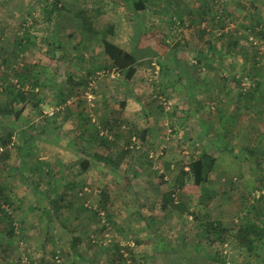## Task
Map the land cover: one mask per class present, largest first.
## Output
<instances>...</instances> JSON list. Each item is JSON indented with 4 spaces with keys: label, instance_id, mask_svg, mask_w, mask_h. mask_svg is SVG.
<instances>
[{
    "label": "crops",
    "instance_id": "crops-1",
    "mask_svg": "<svg viewBox=\"0 0 264 264\" xmlns=\"http://www.w3.org/2000/svg\"><path fill=\"white\" fill-rule=\"evenodd\" d=\"M83 1L90 7L91 0ZM104 1L109 3L105 10L110 11L97 19L106 16L117 22L112 37L113 41L137 60L134 76L130 80L121 79L123 80L121 81L122 87L131 88L126 90V95L130 98L126 96L124 105H120L121 108L118 106L120 109L114 117L116 119L109 123L114 126L112 130L118 129L117 132L115 131L116 139L121 138L119 126L122 124L132 129L122 133V136H125L127 140H132L141 130L145 131V139L138 143L147 148L139 157L127 149L124 150V148L122 151L111 148L105 154L97 151L96 154L99 157L109 158L111 163L98 159V162L95 160L96 163L92 164L90 160L91 165L86 172H82L77 163L78 160L88 159L87 156L80 158V155L83 154L80 152L78 153L79 156L75 154L78 158L74 159V164H71L70 167H73L76 176L79 175L80 179L83 178L85 182L86 173L93 171L100 175L102 166L109 165L112 168L113 178L105 185L110 187L114 184L116 171L118 173L132 171L134 173L132 176L136 177L133 186L140 185L153 188L152 192L156 195L154 196L155 200L148 191L147 195L143 193L134 195V202H136L134 207V202L131 204L129 200V202L125 200V204L122 203V205L126 206L127 203L129 206L130 203L128 210H130V215L134 216L128 215L126 218L130 217V234L135 243L139 244L146 241V245L150 244V246L147 245L144 248L154 252L157 250L159 256L163 253L162 258L165 263H167L165 258H172L170 254L173 252L182 254V249L177 251L174 249L178 247L177 244L179 246L184 245V237L182 236L184 235L185 240L189 242L186 252L191 254H189L190 256L187 254V257L185 254L183 257L179 255L173 264H181L178 263L180 259L183 261L189 259V264L194 262L195 264H214L212 259L208 261L209 258H205L208 255V250L214 248V251L221 252L224 244H227L228 250H230L229 243L232 242L245 252L242 259L233 260L231 261L232 264H264V254L262 253L264 249V196L253 203L249 202L250 197H248L254 190L260 189L264 183V38H262L264 36V0H220L228 20L227 23L215 20V0ZM136 4H139L141 10H135ZM0 8L3 7L0 6ZM70 9L71 5L69 4L67 13L70 17L68 19L74 21L75 15L73 14L71 17ZM86 10L83 8L80 11L84 13ZM122 11L128 13L125 18H120ZM78 21L81 22L80 19ZM111 22L113 23V21ZM142 36L146 39L147 45L143 50L139 45ZM251 38L263 41L254 48L250 43ZM145 60H157L159 62L161 89L169 99L174 115L180 116V120L173 119V115L170 119L172 121L167 122L161 113H157L155 110L150 113L140 107L142 103L140 105L136 99L141 90L133 86H137L135 78L138 76L142 77L141 82L144 84L143 77L149 72L150 63V61L146 62ZM234 74L252 77L249 78L253 83L252 87L242 93L239 83L232 79ZM110 95L112 94L110 93ZM101 98L108 99L106 102H101L105 103V108L112 104L111 96L109 98L103 95ZM9 103L4 100L3 104L6 107ZM12 106L13 111H20L22 107V105H15V103ZM29 106L30 108L33 107L32 105ZM38 106L37 104L34 108L36 109ZM40 106L42 105L40 104ZM84 106L71 108L68 118L73 117L75 119L74 117L78 118L80 115H84V111H86V109L83 110ZM210 106L214 107L215 110H210ZM75 110L81 112H77V114ZM25 111L27 112L23 109L17 118L14 117L18 122H21L17 128L19 130L15 128L14 133H12L9 129L2 134L3 136L0 133V138L11 134L18 141L14 148L16 146L21 147L20 145L23 144L28 150L26 155H29V151L36 147L35 156H43L45 148V152L51 153V158L47 161L50 164H48L45 174L39 165H32V160L25 161L26 156L23 154L21 158L23 166L9 168L13 159L16 158L14 148H11L5 154L4 166L0 171L2 180H4L3 183L0 182L3 186L2 194L4 196L8 195L9 177L14 171L17 175L20 171L18 176L29 179L28 184L36 187V179L47 178L50 180L49 177L53 178L59 169V166H56L60 163L58 152L55 151V147L50 146V144L54 145V142L46 141L47 143L42 144L43 142L39 139L40 131L27 134L26 128H23L24 125L22 124L28 121L22 118ZM7 116L6 114L0 115L2 118ZM30 116L31 120L34 119L32 114ZM107 121L105 124L108 123ZM77 136L80 140L85 139L84 129L82 134L78 133ZM217 140L222 142L216 143ZM84 141L86 142V140ZM84 141L83 144L85 145ZM185 141H187L188 150L191 148L186 152L191 153L192 158L206 154L213 159V167L208 173L197 198L203 206L207 203V211L198 210L194 216L189 214L188 219L182 216L188 215L183 210H180L181 215L175 212L173 207L167 210L166 207L169 206L170 200H167L166 194L164 195V193H168L169 188L176 187L179 181L177 172L180 170L181 174V170L186 171L188 164L183 166V169L182 167L178 169V166L172 164L173 162H164V164H159L160 167H154L152 170L150 161L147 160L149 152L157 150L158 147L164 146V155H166L168 151H177L176 148L183 146L184 144H180ZM228 145L234 146L242 156V161L239 163V180L242 185L238 186L239 193L236 194V197L229 193L232 188V181L235 180L230 181L226 175L220 176L214 170L218 159H222L228 163L230 168L232 167L231 160L226 156ZM174 151L170 155L176 153ZM177 152L180 154V151ZM62 165H65V162H62ZM143 165L148 169L143 170ZM172 165L175 166L174 169L170 168ZM127 177V175H121L122 179H119L118 183L124 186ZM54 183H61L63 190L69 191V186L75 182H65V177L55 181L54 179L51 180L46 187L47 192L50 189L52 191L50 194L53 193L51 201L60 195V193H55L60 185L57 186ZM215 187L217 188L215 189ZM162 191L163 196L159 195ZM32 192L35 194L36 189H33ZM231 199L235 203H241L240 211L237 214H233L228 207ZM139 201H156L155 205L161 204V206L158 205L159 208H156L155 212L152 213L150 212L152 211L151 207L138 204ZM209 203L218 204V210H215V205L209 206ZM219 203H223L225 206L221 207ZM143 207L146 209L145 213H143ZM177 210L179 209L177 208ZM168 214L174 215L173 217L177 215L171 221L175 223L167 224ZM237 216L241 222L239 226H234V224H239L238 219V222L233 224V220ZM111 217L114 220L115 214L113 213ZM146 220L152 221L153 225L147 224ZM114 222L117 223V220ZM158 245L162 246V249L157 247ZM250 248L251 251H249ZM195 253L196 255H194ZM222 263L224 264L225 261Z\"/></svg>",
    "mask_w": 264,
    "mask_h": 264
},
{
    "label": "rangeland",
    "instance_id": "rangeland-1",
    "mask_svg": "<svg viewBox=\"0 0 264 264\" xmlns=\"http://www.w3.org/2000/svg\"><path fill=\"white\" fill-rule=\"evenodd\" d=\"M60 1V9L63 8L65 4H68V6L61 9L62 11H60L58 16L54 17V19L48 18L49 16L47 15L46 8L48 7L49 9V6L51 3H55V0H21L18 4L16 2H11L10 4L1 5L4 9L0 8V83L2 87L4 84L7 86H4L6 87V91H4L5 93L3 92L0 94V114L5 107L3 104L4 100H7V103H9V100L14 97V89L18 87V82L15 76L20 65L23 66L22 69L27 68L29 71H40V73L43 69H47L48 71H45L44 76H38L37 84L39 85V88L36 92L37 99H35L39 106L36 109L34 107L30 108V106L25 109L27 112L25 111L22 118H25V120L28 121L22 125H24L23 128H26L25 131L27 134L31 132L33 133L34 131H40L41 134H39V139L43 142L42 144L47 143L46 141H53L54 145L50 144V146L53 148L55 147V151L58 152L60 161V163L56 165L59 166V169L55 172L53 178L49 177L50 180L47 178H40V180L39 178L36 179V187H33L32 184H28L30 181L29 179L19 177L18 175H20V171H18V175L14 171L12 176L9 177L7 186L8 195L6 196L9 206L4 205L0 198V217L2 218L0 221V264H55V256H58L60 264H173V262L176 261L175 258H179V255H182L183 257L185 254V257H187V254H191L186 252V247H189L187 243L189 242L185 240L184 235H182L184 237V245L179 246V244H177L176 246L178 247L174 249V251L182 249V254H180V252H177L178 254L173 252L170 254L172 258H165L167 260V263H165L162 258L163 253L159 256L157 250L154 252L151 251V249L144 248L147 247V245L148 247L150 246V244L146 245V241L136 244L133 236L130 234L129 223H131V221L129 218L134 215H130V210H128V208H130V203L129 206L127 203L126 206H123L122 203L125 204L124 201L126 200V202L130 201L132 204L135 200L134 195L138 193L147 195L148 191H150L153 199L154 196H156L152 192L153 188L142 187L140 185L133 186L135 182L134 178L136 177L132 176L134 174L132 171H122L124 173H118L116 171L113 181L114 184L110 187L105 185V183L109 180L111 181L113 178L112 168H110L109 165L102 166L103 168H101L100 175L90 171L85 174L86 181L84 183L86 186L84 188L87 187L95 191V194H92L90 198L91 209L84 207V204H79L77 202L78 199L73 202L71 208H68L67 206L69 204L67 203L70 200L67 196L64 198L65 200L62 197L63 201H61V204L64 206H60L61 208L59 210L55 212L50 209V205L53 206L51 204L52 201L50 200L53 193L50 194V192H52L50 189H48L47 192L46 187L51 180L54 179L55 181L65 177V182L74 181L76 183L75 189H77V187L79 188V185L82 184L80 182H83V178L80 179L79 175L76 176L75 169L70 167L71 164H74V159L78 158L76 156H79L78 153H83L80 155V158H85L87 156L88 160H91L92 164H95L98 161L95 162L92 156L93 154H96L97 151H101L105 154L108 153L111 148L115 150L119 149L121 151L124 148V150L127 149L139 157L140 154L142 155L143 150L147 148L143 147L141 143H138V149H136L137 145L135 142L131 139L127 140L125 136H122V133L132 130L124 124L119 126L121 138L116 139L115 131L117 132L118 129L116 128L115 130H112V127L114 126H112V124L110 125V123L108 125H103L102 123L95 126L96 122H93L84 125L81 124L77 118H68L70 116L69 113L71 108H79V106L81 107V105H85L83 110L88 109V111L84 112L93 115L96 120L103 118V121L108 120L107 122H112L116 119L114 117L119 113L121 103L125 102L126 96H128L126 95V90L131 88L128 87L126 89V87H122L123 85H121V81L123 80H121L122 78L120 76V78H117V74L113 77L109 75L100 76V80L98 79V82L94 84L96 85L95 93L88 92V90L84 93V88L81 87L77 88L75 86V88H71L73 84L64 85L69 74L71 77H75L76 79L79 78V75H77L79 72L78 69L80 66L82 67L86 65L85 62H89L88 66L92 67L95 64L108 65V60L103 55L101 46L99 45L100 35H89V33L86 32L88 27L86 28V26L76 18L74 21H71V19L69 20L68 18L70 16H68V13L65 10L70 4V13L71 17H73L74 13L83 8H86L87 10L98 8V2H96V0H91V5L88 7L83 0ZM120 14V18H125L128 15V13H124V11ZM31 19L32 24L30 25L28 22H31ZM92 19V27L90 26V29L100 31L103 29L102 26L107 24V22H114L113 18L106 16L99 19ZM24 28H27L29 31H25ZM24 33L29 34V37H27V39H30L29 43L24 41L19 43L20 38ZM52 37H55L53 46L56 50V56L53 57V60H51L52 55L47 54L48 47L46 45L48 39H52ZM21 44L24 45V47L22 46L23 48L20 49L19 46ZM58 46H61V48H58ZM15 59L17 62L16 65L9 67ZM3 61H8L7 66ZM145 61L149 62L150 60ZM152 64L159 68L157 75L154 74L155 69ZM148 68L149 72L143 77L145 80L144 84L141 82L142 77L138 76L135 78L137 86L135 85L133 87H136V89L138 87V89L141 90V93L136 100H138L140 105L142 103L140 106L141 108L146 109L150 113L155 110L157 113H161L166 118L167 122H170L172 121L170 120L171 117L174 115L173 107L167 112L164 111L160 105V100L158 99V97L161 96L162 99L164 98L169 101L161 89L159 62L157 60H151ZM34 71L33 73H36ZM34 76L35 75L31 77L33 78ZM9 81L15 83V86L8 85L10 83ZM138 82L141 83L139 84ZM18 88L21 90L20 86ZM70 90H72V92H70ZM24 92L30 94L32 90L26 89ZM110 93L112 95H110ZM61 95L69 97L65 99V102H61ZM103 95L109 98L110 96L112 97V104L109 106L107 105V108L104 106L105 103H101L108 100L102 99L101 96ZM128 97L130 98V96ZM40 104L42 106H40ZM116 107L118 108L116 109ZM77 112L81 111H76L75 113ZM31 114L34 118L32 120L30 116ZM82 116L83 115H80L78 118ZM179 117L180 116H176L175 114L173 119L180 120L181 118ZM20 124V121L18 122L14 119L13 114L8 115L6 118L0 117L1 136H3L2 134H4V132L9 131V129L11 130L10 132L14 133V129H17ZM113 124L115 125V123ZM123 126L124 128H122ZM83 129L86 137L85 139L80 140L77 138V134H82ZM95 130L106 134L101 138L111 137L110 140L96 138ZM12 137V143L4 150V155L18 143L16 138L14 136ZM84 140H86V142ZM83 141L85 142V145L83 144ZM221 142L222 141L220 140L216 141V143ZM186 143L187 141L180 144H184L183 146L176 148L177 151H180V154H178L176 150H172L176 153L170 155L172 151H168L166 155L160 157L155 163L150 164L151 169L153 170L154 167H160L164 162H173L172 164L176 167L178 166V169L186 166L192 158L191 153H188V155L181 153L183 151L186 152V150H191V148L188 150ZM20 146L21 147L16 146L14 148L16 158L13 159V163L9 168H14L16 166L22 167L23 163L21 158L24 154L26 156L25 161L32 160V165H39L46 174L47 166L50 164L47 161L51 158V153L45 152L44 148L43 156H35L37 149L34 147L29 151V155H26L25 153L28 152L27 148H25L23 144ZM21 148H23V150H21ZM4 155L0 156V171L3 168L2 166H4ZM226 156L231 160L232 167L230 168L228 163L224 162L222 159H218V162L214 166V170L220 176L226 175L230 181L235 180L232 181L231 190H233V192L229 190V193L236 197V194L239 193L238 186L242 185L239 180V163L242 161V156L234 146L230 147L229 145ZM38 158L40 159L38 160ZM62 162H65V165H62ZM100 165L101 164L99 163V166ZM143 168V170L148 169L145 165H143ZM70 169H72V171H70ZM177 174L180 178V170ZM121 175L128 176L124 186L118 183L120 181L119 179H122ZM95 176L97 177L95 178ZM0 182H4L1 174ZM54 184L57 186L60 185L58 189L55 190V193H60L59 196L61 197L64 191L61 187V183ZM216 188L217 187H215V189ZM33 189H36L35 194L32 192ZM72 189L73 187H71V190L69 189L67 194L71 195L74 190ZM170 189L171 188H169V190ZM104 191L107 192V202H105L102 207L105 209L101 210H104L106 214L110 216L114 213V220H117V223L111 218L112 229L102 233V226L94 213H97L96 211L99 210L97 206H99L100 194ZM73 192H75V190ZM165 194L167 195V193H164V195ZM159 195L163 196V191L160 192ZM174 196L175 198H173V202L171 200L169 201V206L166 207L167 210H170V208L172 209L173 207L174 211L181 215L180 210H177V208L175 209V207L183 204L184 206L182 207V210L188 215L182 216L186 219L190 217L189 214L194 216L198 210L204 212L207 211V203L203 206L200 200H197L198 197L195 198L193 195H180L179 193H174ZM248 197H250V195ZM155 202L156 201H139L138 204L140 203L148 208L151 207L152 211L150 212L153 213L156 208H159L158 205L161 206V204L158 203V205H155ZM175 202H178V204L175 205ZM229 202L228 207L231 209V212L237 214V212L240 211L239 208L241 203H235L232 199ZM135 204L136 202L133 203V207ZM219 204L221 207L225 206L223 203ZM210 205H215V210H218L219 208L218 204L209 203V206ZM2 206L9 209V213L6 212L9 216L3 215L5 210ZM93 207L95 208L93 209ZM143 210V213H145L146 209H144V207ZM161 213L164 214V212ZM140 214L141 213L139 212V215ZM128 215L130 217L127 219L126 216ZM168 216L169 220L167 224L170 225V223H175L171 221L174 220L177 215L173 217L174 215L168 214ZM125 219L127 220V223H125ZM237 219L239 220V216L234 218V220ZM234 220L233 224L235 222ZM137 221L139 220L137 219ZM146 223L153 225V222L149 220H146ZM142 225L143 224L141 223V226ZM11 228H13V235L9 236L7 233ZM104 234H107L108 237H103ZM185 235L188 237L187 234ZM167 246H169V244H167ZM229 246L230 250L227 251L226 255H223L222 251H214L215 249L211 248L208 250V253L206 252L208 255L204 256H206L205 258H209L208 261L212 259L211 261L214 264H223L222 261H228L229 264H232L231 261L242 259L245 254L244 250L240 249L233 242L231 244L229 243ZM116 247L117 249L120 247V253L126 254V256H123L124 261L119 259V251L116 250ZM157 247L162 249V246L158 245ZM262 253L264 254V249ZM194 255H196V253ZM182 261L183 260L180 259V262L178 261V263H190L189 259ZM192 264H195V262Z\"/></svg>",
    "mask_w": 264,
    "mask_h": 264
},
{
    "label": "trees",
    "instance_id": "trees-1",
    "mask_svg": "<svg viewBox=\"0 0 264 264\" xmlns=\"http://www.w3.org/2000/svg\"><path fill=\"white\" fill-rule=\"evenodd\" d=\"M21 0H0V6L3 5V4H10L11 2H16L17 4L20 2ZM60 4H61V1L60 0H55V3H51V5L49 6V9L48 7L46 8L47 10V15L49 16L48 18L49 19H54V17H57L58 14L60 13V11H62L61 9H64V7L68 6V4H65L63 6V8H59L60 7ZM109 5L108 2H105L104 0H99L98 2V8L96 9H91V10H86L84 11V13H82L80 10L77 11L76 13H74L75 15V18L76 19H80V21L86 26V28L88 27V29L86 30V32L89 33V35L91 36H97V35H100L99 37V45L101 46V50H102V53L103 55L107 58L108 60V65H101V64H95L93 65L92 67L88 66V63L89 62H85L86 65L84 66H80V68L78 69V74L79 75L78 79H76L75 77H71L70 74L67 78V80L65 81L67 83V85H71V88H75V86L78 88V87H81V88H84V93L85 91L87 90L88 88V84L90 82H93L94 84H96L98 82V79L100 80V76H99V73L100 72H106L107 74L111 73L112 70H114L116 73H117V78H122V79H125V80H130L135 72H136V58L133 57L131 54L125 52L124 50H122L114 41H113V36H114V29H115V24L117 22H107V24L103 25L102 26V30H94V29H90L92 27V23H91V20L92 18H98L102 15H105L106 13H108L109 11L105 10V7H107ZM17 6V5H16ZM142 5L140 4V7ZM214 7H216L214 9V13H215V20L217 18L218 15H223V16H226V14L224 13V11L222 10V13H219V7L214 4ZM66 12H67V9H65ZM135 10H141V8H139V4L135 5ZM106 11V12H105ZM91 18V19H90ZM226 18V17H225ZM227 19V18H226ZM30 25L32 24V19L30 20ZM96 21V20H95ZM28 26V24H27ZM91 26V27H90ZM25 31H29L27 30V28H24ZM23 33V32H22ZM260 33V32H258ZM263 34V32H262ZM27 37H29V34L27 33H24V35L20 38V42H27L29 43L30 42V39H27ZM262 38H264V36H262ZM54 41H55V37H52V39H48V42H46V45L48 47V50H47V54L48 55H52L51 57V60H53V57L56 56L55 52V47L53 46L54 44ZM139 45H140V48H142L141 50H143V48H145L147 45H146V39L142 36L140 37V42H139ZM24 45H20L19 48H23ZM254 47V46H253ZM58 48H61V46H58ZM257 57L259 58V55H257ZM93 59V58H92ZM82 60V58H81ZM256 60V59H255ZM3 63L7 66V63L8 61H3ZM16 59L15 61L11 64V66L9 67H12V65H16ZM258 65V64H257ZM15 67V66H13ZM21 67V68H20ZM20 67L18 68V70L16 71L17 74H16V80L18 82V87L20 86L21 87V90L17 87L16 89H14V97L11 99L10 103L6 105V107L3 108V111L1 112L0 115H3V114H6V115H11L13 114V116L15 118H17L20 114V112L23 110V109H26L29 105H32L33 107H36L37 106V91H38V88H39V85L37 84V81H38V76L42 75L44 76L45 74V71H48L47 69H43V71L40 73V71H34L36 73H33V71H29V69L25 68V69H22L23 66L20 65ZM36 67V66H34ZM8 68V67H6ZM37 68V67H36ZM39 73V74H37ZM35 75L33 78L31 76ZM120 76V77H119ZM245 76L243 75H235L232 76V79L235 80V82L239 83V79L243 78ZM248 77V76H246ZM225 79V77H223ZM249 78H252V77H248ZM255 81V80H254ZM10 82V81H9ZM15 83H12L10 82L8 85H11V86H15L14 85ZM6 86L5 84L1 85L0 83V94H2L4 91H6ZM26 89H30L32 90V92L30 94H26ZM70 92H72V90H70ZM96 92V85H94L93 88H91V93H95ZM5 93V92H4ZM69 96H65V95H61V102H65V99L68 98ZM36 98V99H35ZM69 102V101H67ZM15 103V105H22V107L20 108L21 110L20 111H13V104ZM22 103V104H21ZM24 104V105H23ZM124 104L122 103L121 106H123ZM212 111L215 110L214 107L211 106ZM88 109L85 111L87 112ZM59 112V111H58ZM76 118V117H74ZM79 119L78 121L81 123V124H91L93 122H96L95 126H98V124H102L103 125L105 124L106 121H103V118L101 119H95L93 115L89 114V113H84V115L80 118H77ZM98 121V122H97ZM109 122L105 125H108ZM107 133V132H106ZM95 134H96V138H101L103 135H106V134H103L102 132L100 133L98 130H95ZM138 136H134V138H136V140H138V142L142 141L145 139V131L141 130L139 133H137ZM11 134H7L6 136L0 138V147L1 148H4V150L6 149V147L8 145H10L12 142H11ZM142 139H141V138ZM111 137L107 138V137H104V138H101V140H110ZM5 151L0 155H4ZM5 156V155H4ZM191 157H192V154H191ZM93 159L94 160H97L98 159H101L102 161L104 162H107V163H111L110 159H106V158H103V157H99L98 154H93ZM78 165H79V168L82 172H86L88 170V168L90 167L91 163H90V160L88 159H85V160H82V161H78L77 162ZM106 163V164H107ZM187 171H183L181 170V177L179 178V181L177 182V185L176 187L173 186L171 187V189L168 191L167 193V200H171L173 202V198H172V195H174V193H179L180 195H193L195 198L199 196V192L202 188V185L204 184L205 180H206V177L208 175V173L211 171V168L213 167V159H211L210 157H208L206 154H201L199 157L197 158H191L188 162V165H187ZM183 169V167H182ZM82 183L81 185H79L80 187L77 189H75L76 187V183L74 184H71L69 186V189L71 190V187H73V189L75 190V192L72 191L71 195L67 196V198H69V202L67 204H69L67 207L70 208V206L73 204V202L75 200L78 199V203L83 205L84 204V198H80L78 197V193L83 191V188L86 186L84 181L83 182H80ZM2 185L0 184V198L2 199V203L4 205H7L9 206L8 204V199L6 198V196H4L2 194ZM68 190V188H66ZM68 191H63V195L58 198H56L55 200H52V205H50V209L52 211H57L59 210L62 206L61 204V201H63L64 197L66 198V195H67ZM63 197V199H62ZM105 202H107V195L105 192L101 193L100 194V199H99V206H97V208L99 210L101 209H105V208H102L105 204ZM178 202H175V205H177ZM182 205V206H181ZM61 206V207H60ZM184 205L183 204H180L178 207L179 210H182ZM2 210V209H1ZM104 211V210H102ZM105 212V211H104ZM106 213V212H105ZM95 216L97 217L98 221L100 222L98 216H97V213H94ZM3 215L4 216H9L5 211L3 212ZM195 215V214H194ZM105 217H106V222L107 224H109L112 228V222H111V216L108 215V214H105ZM241 222V221H240ZM240 222L239 224H237L238 226L240 225ZM235 225V224H234ZM101 230H102V233L106 230V228L103 226L101 227ZM8 235L9 236H12L13 235V228H11L9 231H8ZM116 250L119 251V259L123 260L124 261V257H123V254L120 253V247L117 249L116 247ZM249 251H251V248L249 249ZM54 262V261H53ZM226 263V262H225ZM224 263V264H225Z\"/></svg>",
    "mask_w": 264,
    "mask_h": 264
},
{
    "label": "built area",
    "instance_id": "built-area-1",
    "mask_svg": "<svg viewBox=\"0 0 264 264\" xmlns=\"http://www.w3.org/2000/svg\"><path fill=\"white\" fill-rule=\"evenodd\" d=\"M214 4H216L219 7V13H222V10H223L222 2L220 0L219 1L218 0H215ZM216 21L217 22H222V23H227L228 20L225 18V16L218 15L217 18H216ZM28 23L30 24V22H28ZM259 40L258 39L251 38L250 39V43L254 46V48H256L259 44L262 43L261 41H263L261 39H259ZM152 66L155 69L154 70V74L157 75L158 72H159L158 66H155L154 64H152ZM115 74H117V73L114 70H112V72L109 73V74H107L106 72H100L99 73V76H107V75H109V76L113 77ZM238 80H239V87H240L242 93L243 92L245 93L246 90H248L249 88H251L252 85H253V83L248 79V77H243L241 79L238 78ZM93 87H94V83L93 82H90L88 84V88H87L88 92H91V88H93ZM158 99L160 100V105L162 106V108L164 109V111L167 112V111H169L171 109V104H170V102L168 100H166L164 98L162 99L161 96H159ZM211 109L213 110V108H211ZM132 141L135 142L136 145L138 144V141L136 140V138L133 137L132 138ZM136 149H138V145H137ZM164 150H165V147L164 146H160V147H158L157 150L152 151V152H149V154H148V160L150 161V164H153L157 160H159L160 157H162L164 155ZM3 152H4V148H1L0 147V155ZM183 154L188 155L187 152H184ZM174 167L175 166L172 165L170 168L171 169H174ZM185 170L187 171L188 169H185ZM92 194H95V191H93V190H91L90 188H87V187L86 188H83V191H81V192L78 193V197L84 198V200H85L84 201V207H86L87 209H91L90 198H91V195ZM262 196H264V183L262 184V187L260 189L254 190L250 194L249 200H250V202L253 203V202H255V200L260 199ZM172 198H175V196L172 195ZM2 208L5 210V212L9 213V209L7 207L2 206ZM94 208L95 207H93V209ZM96 212H97V216H98V218L100 220L101 226L102 227L104 226L106 228V230L104 232H107V231L111 230L112 229L111 226L109 224H107V222H106V217H105V214L106 213L104 211H102V210H97ZM237 222L238 221L235 220V223H237ZM103 237L107 238L108 235L107 234H104ZM221 251H222L223 255H226L227 254V251H228V245L227 244H224L223 245V248H221ZM123 256H126V254H123ZM54 261H55V264H60V260H59L58 256H55L54 257ZM225 264H229V262L226 261Z\"/></svg>",
    "mask_w": 264,
    "mask_h": 264
}]
</instances>
